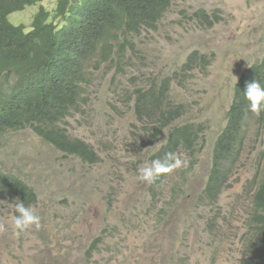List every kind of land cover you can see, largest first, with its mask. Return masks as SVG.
<instances>
[{
    "label": "rangeland",
    "instance_id": "374dc122",
    "mask_svg": "<svg viewBox=\"0 0 264 264\" xmlns=\"http://www.w3.org/2000/svg\"><path fill=\"white\" fill-rule=\"evenodd\" d=\"M56 2L46 0L44 6L54 11ZM39 8L10 20L31 31ZM201 10L212 16L213 27L194 19ZM135 41L148 55L125 73L95 74L82 108L61 125L97 151L96 163L65 155L30 129L0 134V170L36 193L31 206L41 216L39 229L16 236L15 201L0 202V264H240L258 184L253 178L264 150L253 123L229 187L218 201L203 192L236 84L264 59V0H175L158 31ZM195 51L209 64L183 71ZM165 81L184 114L152 139L137 114L138 92ZM147 124L151 129L153 123ZM184 124L205 135L204 149L198 146L195 157L186 149L178 152L183 165L161 187L141 181L138 168L154 161L171 127ZM153 188L167 190L166 206L158 199L151 204ZM159 209L166 210L164 217ZM97 239L98 249L89 257Z\"/></svg>",
    "mask_w": 264,
    "mask_h": 264
},
{
    "label": "trees",
    "instance_id": "16d2710c",
    "mask_svg": "<svg viewBox=\"0 0 264 264\" xmlns=\"http://www.w3.org/2000/svg\"><path fill=\"white\" fill-rule=\"evenodd\" d=\"M45 1L0 0V134L30 129L65 155L96 163L97 151L88 143L72 138L60 127L61 123L82 108L87 86L95 74L125 73L135 61L148 55L135 39L158 31L175 0H57L54 11L44 6ZM37 5L40 8L31 31L11 22V15ZM194 17L210 27L215 24L205 10ZM188 60L183 71L209 64L207 56L199 51L191 53ZM186 76L187 73L183 74ZM254 79L264 85V59L249 66L236 84L227 127L216 143L210 177L203 192L206 199L218 201L229 187L235 164L244 154L252 123L264 137V112L256 116L249 111L243 95L246 84ZM170 91V83L165 81L138 92L137 114L143 129L151 131L152 139L164 135L167 128L183 117L184 108L175 103ZM148 121L153 123L151 129ZM204 137L191 124L173 126L167 144L153 158L163 160L168 153L177 156L183 148L195 157L196 146L204 149L201 146ZM258 164L253 178L258 184L248 220L249 226L256 225V232L244 241L240 264H264V150ZM170 175L171 172L161 175L153 185L158 188ZM248 184L250 187L251 181ZM150 191L154 202L158 190ZM1 199L22 201L28 206L37 201V195L18 177L3 173ZM165 214L164 209L163 217ZM99 241L90 246L89 257L98 249Z\"/></svg>",
    "mask_w": 264,
    "mask_h": 264
},
{
    "label": "clouds",
    "instance_id": "9594fccd",
    "mask_svg": "<svg viewBox=\"0 0 264 264\" xmlns=\"http://www.w3.org/2000/svg\"><path fill=\"white\" fill-rule=\"evenodd\" d=\"M196 14V13H195ZM244 99L248 102V109L256 116L261 115L262 112H264V85H262L258 80L254 79L246 84V88L243 92ZM62 125V123H61ZM218 141V140H217ZM198 146H196L197 148ZM183 165V162L181 159H179L175 154L168 153L166 157L163 160L157 159L151 162L150 165L143 166L138 168V178L141 181L147 182L149 184L154 183L161 175L167 174L175 170L176 168H179ZM0 175L3 176V171H0ZM7 174V173H6ZM9 175V174H8ZM159 185V187H161ZM158 187V188H159ZM174 190L177 191V193L174 192ZM166 193L167 190H158V200H163L164 205L166 206ZM172 194L178 195V190L176 187L171 190ZM150 198H151V204L153 205L155 201L153 202L151 191L149 190ZM223 195V194H222ZM156 199V200H157ZM6 199H1V201ZM14 201L13 199H10ZM164 209H159L160 215H163ZM14 211L15 215L12 217V226L14 229V235L19 236L26 231L32 229L35 227L36 229H39L41 227V216L37 213L35 208H33L31 205L26 206L24 202H14ZM256 232V225L253 226H247L246 232H245V240L251 239L252 235Z\"/></svg>",
    "mask_w": 264,
    "mask_h": 264
},
{
    "label": "bare ground",
    "instance_id": "6f19581e",
    "mask_svg": "<svg viewBox=\"0 0 264 264\" xmlns=\"http://www.w3.org/2000/svg\"><path fill=\"white\" fill-rule=\"evenodd\" d=\"M182 80V79H181ZM179 126H188V124H184V125H179ZM61 127V126H60ZM169 139V138H168ZM183 149H185V148H183ZM182 150V149H181ZM180 150V151H181Z\"/></svg>",
    "mask_w": 264,
    "mask_h": 264
}]
</instances>
